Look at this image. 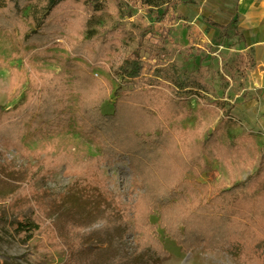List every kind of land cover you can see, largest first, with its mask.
<instances>
[{
  "label": "trees",
  "instance_id": "obj_1",
  "mask_svg": "<svg viewBox=\"0 0 264 264\" xmlns=\"http://www.w3.org/2000/svg\"><path fill=\"white\" fill-rule=\"evenodd\" d=\"M33 2L43 5V14L38 20L29 17L35 29L28 31L21 18ZM82 2L89 3L87 9L92 4V0H7L0 26H16L27 42L42 47L56 38L58 14L77 9L87 16ZM142 2L152 7L159 1ZM208 22L219 30L228 27ZM235 23L238 26L237 18ZM110 34L118 41L117 32ZM110 42L105 38L97 45L88 39L76 51L96 62L103 56V45ZM118 69L126 87L121 84L115 89L109 84L108 92L115 99L112 112L100 111L107 94L89 109L101 143L100 155L74 163L72 155L63 152L38 159L36 165L26 168L4 162L0 165V219L11 211L16 215L14 230L20 239L30 242L41 233V241L52 248L43 250L68 249L71 264H158L167 256L156 238V225L150 222L158 213L160 228L183 252L202 246L230 253L238 264H264V159L259 170L240 183L224 186L214 178L199 180L210 172L204 162L209 150L229 165L240 149L239 139L222 144L216 131L199 139L197 128L183 125L193 115L184 96L193 88L206 89L199 75L204 69L185 73L164 62L147 66L139 52ZM12 73L11 88L18 86L21 91L25 84V99L14 108L0 107V141L28 157L33 154L23 144L24 123L32 112L55 117L53 105L60 85L53 79L33 76L19 79L17 69ZM123 156L129 158L133 182L143 189L132 215L139 238L136 248L125 252L130 220L127 205L101 173L93 172V182L84 176L93 162H112ZM40 166L42 169L36 171ZM60 166L66 174L76 176L63 195L54 197L35 186L40 176Z\"/></svg>",
  "mask_w": 264,
  "mask_h": 264
},
{
  "label": "rangeland",
  "instance_id": "obj_2",
  "mask_svg": "<svg viewBox=\"0 0 264 264\" xmlns=\"http://www.w3.org/2000/svg\"><path fill=\"white\" fill-rule=\"evenodd\" d=\"M158 1L156 6L149 7L142 0H92L88 9L89 3L82 2L87 16L84 10L77 9L58 14L56 38L42 47L27 42L16 26H0V107L14 108L25 99V84L21 91L18 86L11 88L14 69L18 70L19 79L29 80L33 76L53 79L60 85L53 105L55 117L32 112L24 123L23 144L33 155L24 157L0 141V165L9 161L26 168L36 165L38 159L63 152L72 155L74 163L100 155L101 143L91 123L94 114L89 109L107 94L100 111L112 112L115 99L108 92L109 84L115 89L121 84L126 87L118 68L139 52L147 66L164 62L185 73L203 68L199 75L206 89L193 88L185 94V106L193 115L183 125L197 128L199 139L213 131L222 144L239 139L240 149L229 165L209 150L204 162L210 172L203 174L200 181L214 178L229 186L259 170L264 159V0H230L235 9L232 15L214 6L212 0ZM6 2L0 0V18L7 13ZM250 5L248 16L253 26L244 21ZM42 10L43 5L36 2L24 10L21 23L28 31L35 29L29 17L38 20ZM209 19L228 27L219 30ZM112 30L117 32L118 41L110 34ZM105 38L111 42L103 45V56L96 62L76 51L82 41L90 39L100 45ZM16 94L17 98L11 100ZM41 169L40 166L36 171ZM86 171L84 176L90 182L94 181L93 172L101 173L127 205L130 220L123 251H133L139 235L134 230L132 215L143 189L133 182L129 158L95 161ZM75 178L60 166L49 175L40 176L35 186L58 197ZM15 221L16 215L9 210L0 219V264H71L68 249L43 250L52 248L41 241V233L30 242L20 239L14 230ZM150 222L156 225V238L167 253L158 264H238L235 256L221 250L210 251L200 246L183 252L160 228L158 213Z\"/></svg>",
  "mask_w": 264,
  "mask_h": 264
},
{
  "label": "bare ground",
  "instance_id": "obj_3",
  "mask_svg": "<svg viewBox=\"0 0 264 264\" xmlns=\"http://www.w3.org/2000/svg\"><path fill=\"white\" fill-rule=\"evenodd\" d=\"M212 3L214 4V6L216 7H220L222 9H232V7H230V0H212ZM248 22H251L249 20H247Z\"/></svg>",
  "mask_w": 264,
  "mask_h": 264
},
{
  "label": "crops",
  "instance_id": "obj_4",
  "mask_svg": "<svg viewBox=\"0 0 264 264\" xmlns=\"http://www.w3.org/2000/svg\"><path fill=\"white\" fill-rule=\"evenodd\" d=\"M243 2H244V0H243ZM230 7H232V9H229L228 11H229V14H231L232 15V13H233V11L235 10L234 9V7L232 6V3H231V1H230ZM244 7H245V5H244ZM252 6L250 5V7L249 8H247L245 11V13H244V16H245V18H244V21H247V20H249V14H248V12H249V10H250V8H251ZM234 9V10H233ZM239 12V11H238ZM248 22V21H247ZM251 26H253V22L251 21Z\"/></svg>",
  "mask_w": 264,
  "mask_h": 264
}]
</instances>
